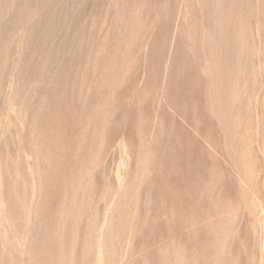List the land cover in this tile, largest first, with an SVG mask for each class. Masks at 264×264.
Returning a JSON list of instances; mask_svg holds the SVG:
<instances>
[{
  "label": "rangeland",
  "instance_id": "obj_1",
  "mask_svg": "<svg viewBox=\"0 0 264 264\" xmlns=\"http://www.w3.org/2000/svg\"><path fill=\"white\" fill-rule=\"evenodd\" d=\"M0 264H264V0H0Z\"/></svg>",
  "mask_w": 264,
  "mask_h": 264
}]
</instances>
